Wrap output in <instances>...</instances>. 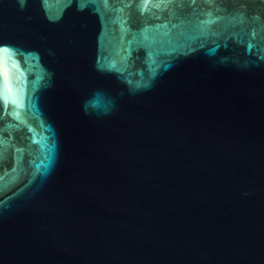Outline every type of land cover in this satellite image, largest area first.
Listing matches in <instances>:
<instances>
[{"label": "water", "instance_id": "obj_1", "mask_svg": "<svg viewBox=\"0 0 264 264\" xmlns=\"http://www.w3.org/2000/svg\"><path fill=\"white\" fill-rule=\"evenodd\" d=\"M0 264H264V0H0Z\"/></svg>", "mask_w": 264, "mask_h": 264}]
</instances>
